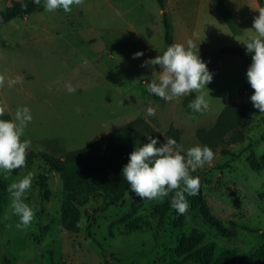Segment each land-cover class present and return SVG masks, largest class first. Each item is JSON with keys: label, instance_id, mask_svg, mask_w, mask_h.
Listing matches in <instances>:
<instances>
[{"label": "rangeland", "instance_id": "rangeland-1", "mask_svg": "<svg viewBox=\"0 0 264 264\" xmlns=\"http://www.w3.org/2000/svg\"><path fill=\"white\" fill-rule=\"evenodd\" d=\"M17 1L0 0V11ZM164 13L173 44L191 41L192 51L198 48L213 73L208 90H202L208 107L201 113L188 108L200 93L163 101L145 92L146 83L157 80L159 71L146 61L167 48ZM258 14L256 0H167L164 11L156 0H83L69 13L47 12L41 5L33 14L5 24L0 29V75L5 77L0 86L5 112L0 119H12L20 107L30 109L32 120L21 137L31 141L27 152L64 160L68 151L100 139L104 130L109 134L123 127L137 138L146 125L166 141L173 129L182 153L196 144L213 150V161L191 175L199 177L209 213L230 235H220L198 212H186L181 227L173 225L171 213L161 220L153 209L170 202L175 190L162 200L126 193L116 205L96 193L79 209V232H66L61 223V175L35 159L16 175L0 172L6 185V193L0 195V264H175L178 239L192 231L204 234L202 244L215 245L214 257L229 250L247 260L262 245L264 232V202L258 199L264 192V113L249 100L253 90L245 73L251 53L243 44L255 35L252 21ZM51 34H67L70 40L50 38ZM69 45L115 55V62L107 65V80L90 69L83 87L69 79L53 82L57 69L50 50ZM4 50L13 53L5 55ZM36 50L46 53L37 57ZM137 51L143 55L134 58ZM8 79L17 83L9 87ZM66 84L77 91L69 93ZM148 106L153 115L147 113ZM237 138L241 139L234 142ZM251 154L259 164L257 172L247 163ZM92 157L102 155L96 150ZM28 172L34 179L24 200L34 217L27 228L18 229L8 186Z\"/></svg>", "mask_w": 264, "mask_h": 264}, {"label": "clouds", "instance_id": "clouds-1", "mask_svg": "<svg viewBox=\"0 0 264 264\" xmlns=\"http://www.w3.org/2000/svg\"><path fill=\"white\" fill-rule=\"evenodd\" d=\"M32 3L42 4L47 12L62 10L69 13L83 0H32ZM258 13L252 21L251 31L255 35L243 44L246 53H251V63L245 73L253 90L249 100L254 109L264 113V8L258 9ZM193 47L191 41L172 44L162 54L147 60L148 65L159 66V71L157 80L146 83L145 92L163 101H172L192 92L200 93L189 102L188 108L194 113H201L208 107L202 90L207 89L206 84L211 82L213 73L199 57L198 48L194 52ZM142 55L141 51L133 53L134 58ZM15 83V79L7 80L9 87ZM4 84L5 77L0 75V86ZM66 89L69 93L77 91L70 84H66ZM146 111L149 115L154 114L151 106ZM4 112L5 109L0 107V116ZM31 120L32 115L27 106L18 108L12 119H0V172L5 175H11L13 169L25 166L31 141L22 140L21 137ZM145 137L147 142L134 147L120 174L128 182L129 190L141 200H162L175 190L170 205L177 215H182L189 206L185 193L194 196L199 189V177L192 176L191 172L210 164L215 154L207 145L196 144L182 153L176 140L171 137L163 143L155 136L145 134ZM33 179V173L28 172L8 186L12 214L18 217V229L27 228L34 217L33 208L24 200Z\"/></svg>", "mask_w": 264, "mask_h": 264}, {"label": "trees", "instance_id": "trees-1", "mask_svg": "<svg viewBox=\"0 0 264 264\" xmlns=\"http://www.w3.org/2000/svg\"><path fill=\"white\" fill-rule=\"evenodd\" d=\"M156 1L160 11H164L166 0ZM256 2L259 9L264 8L263 0H256ZM41 5L32 3V0L13 2L0 11V29L16 18L33 14ZM162 26L164 44L168 47L173 44V38L165 13L162 18ZM240 107H242L243 114H246V106ZM122 128L110 132L105 137L83 148L68 152L64 160L45 152H26L23 168L31 165L35 159H40L51 171L61 175V223L66 232L73 234L79 232L83 221L79 209L87 204L92 195L100 193L110 205H116L123 200L126 193L134 194L129 190L128 182L124 180L120 172L134 147L147 142L145 134L157 137L161 143L164 142L146 125H143L141 137L137 138L131 137ZM169 134L170 137L173 136V139H176V131L170 129ZM239 139L241 138L233 141L237 142ZM96 150L101 153V158L92 157ZM222 153L227 154L224 150ZM247 163L252 171H259V164L253 154L247 158ZM23 168L13 169L11 174L16 175ZM5 193L6 185L0 179V195ZM185 197L189 205L186 212H198L204 222L220 235H230L221 223L209 213L200 185L196 195ZM258 199L264 202V192L258 194ZM153 210L161 220L171 213L172 223L175 227H181L184 222L186 212L177 215L170 202L157 205ZM203 240L204 234L201 232L192 231L188 235L182 234L177 241L175 255L178 260L175 264H264V232L262 233V245L247 260L237 259L236 253L229 250L214 257L215 245L213 243L202 244Z\"/></svg>", "mask_w": 264, "mask_h": 264}, {"label": "crops", "instance_id": "crops-1", "mask_svg": "<svg viewBox=\"0 0 264 264\" xmlns=\"http://www.w3.org/2000/svg\"><path fill=\"white\" fill-rule=\"evenodd\" d=\"M166 4H167V0H166ZM58 35L59 34H51L49 35V37L50 38H61L63 41L69 42L70 35H67V34H66L67 36L66 35L58 36ZM50 38H39V40H45V39L48 40ZM69 46L68 48L63 49V50H50L52 54L55 53V55H52L53 59H51V62H52V66L56 67L57 69V74L54 75L53 82L61 83L63 80L69 79L75 82V85H77L78 87H83L84 82H86L87 79H89L90 77V71H89L90 69L91 70L94 69V71H97L99 77L103 75L104 78H106L107 80V65L109 63L115 62L116 60L115 55L110 54L109 52H107L106 49H103L102 52H98L96 50H89V52L88 51L85 52L84 50L78 48V46H71V45ZM11 51L12 50H4L3 54L6 55L10 53V55H12L13 52ZM23 53L25 54V52L20 51V55H23ZM35 53L37 54V57H39L38 55L39 53L44 54L46 53V51L41 52V50H36ZM27 61H30V60H27ZM19 63L20 64L23 63V60L21 59ZM105 126H106L105 123L99 124V127L105 128ZM103 134H105V130L101 133V135ZM101 135L97 137L103 138L101 137ZM106 135L107 134H105L104 137ZM95 139L94 141L98 140V139L96 140ZM94 141L92 140L90 143ZM78 149H74V150H78ZM74 150H71V151H74ZM71 151H68V152H71Z\"/></svg>", "mask_w": 264, "mask_h": 264}]
</instances>
